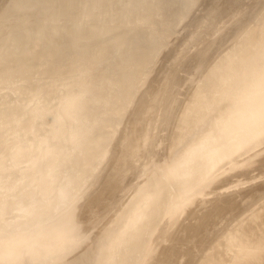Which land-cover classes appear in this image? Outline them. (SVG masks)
<instances>
[{"label": "rangeland", "instance_id": "374dc122", "mask_svg": "<svg viewBox=\"0 0 264 264\" xmlns=\"http://www.w3.org/2000/svg\"><path fill=\"white\" fill-rule=\"evenodd\" d=\"M8 1L9 0H3V1L1 0L0 10H1V6L3 4L4 5L7 4ZM121 1H124V2L121 4V9L113 14V18L111 17L112 22L110 20H108L110 12L112 9L110 8V4L109 3L107 4L106 0H99V2L96 4H89L88 9L86 8L87 6H85V4L83 3V5H81V7L79 9H77V11H75L76 15L74 13L72 14V16H70L69 14L64 15L63 13H61L60 15L56 14L55 17L59 21V23L57 22L56 27H58L59 29L56 28L57 29L56 34L54 31V35L57 37V39H55L54 36H53V38L55 40L59 39V41L63 40V43L65 44V46L61 47V48L58 46L57 49H59V50L56 51L55 53H53V50L55 51L57 49L51 50L52 51V52H50L51 54L49 53L50 50H48V52L46 51L47 54H50L51 56H47V54L45 53V56H42V58H40L41 60L39 61L41 63V64L39 63L40 69L41 68L43 69L42 75L45 76V78L48 77L49 79L50 78L54 79V77H57L55 80H57V83L61 84V86L58 89L55 87V83L53 85L54 81L53 82L51 81V83H50L53 85V87H51V88L47 87V85H44V87H42V88L45 89L47 87L45 91L46 92L48 91L47 93H44V94L51 95V94L57 92L56 95L54 96V98H56V100L59 102H63V104L65 105V106L62 105L61 108H59L56 111V115L53 118V121L55 124H57V127L54 128L53 126H48V127H50V128L52 127V128L51 129L46 128V129H49L48 132H50V135L52 133H55V135L60 136V138L59 139H57V138L56 139L55 138L49 139V138H51V136L48 135L49 133L47 131H46V136H43L41 134L38 135V138H41V139L43 138V148L42 149L45 153H47L46 155H50L52 153L53 149L55 151H57V153H55V154H58V153L60 154V155H57V157H56L58 159L57 160L58 163L55 166H56V170L58 171V173L62 177V178L60 177L61 180L60 179L58 180L59 184H60L58 186L61 187V198H59L60 200H58V201H53V203H54L53 205L55 208H52L53 209L52 213L46 219V222L53 223L54 224L53 226L58 231H59L58 228H60L59 237L61 236L63 238V240H65L64 241L65 243L62 242L63 240H61L60 243H59V241L56 242L58 239L55 241L56 244L58 243V245H57L58 247H56L57 249L53 250V253H50L52 256L49 254H46L49 257L50 256L51 257L50 258L48 257L49 258L48 259L47 256L45 255V257L47 259L44 257H42V259H41L42 262H43V259L47 260L48 263L44 260V262H46L47 264H76V263L79 264L77 261L79 260V258L81 256V254L78 255L80 250L85 252L89 249V247H90V249H93L94 246L95 247L97 246V244H98L97 241L103 239L104 236L107 234L110 235V234L114 233L113 232V230H115L114 225L117 223L118 218L121 219V217L119 215L122 216L123 215L122 212L123 211L125 212L127 210V208H129L131 203L134 204V202L136 200H138L139 198H144V197L149 198V193L153 192L152 189H154V191H155V192H153L155 195L154 199H155V203H156V208H155L156 212L155 213H157V215L159 216L157 218L159 220L155 219V222L157 223L155 225L156 228H155V226H153L154 227L153 230L155 229V234H156V232H157V234H156V236L154 235L155 236L154 239H152V237H154L153 234H151V235L148 234L149 237H151V236L152 237L149 241H147V244H150L153 241H154L153 242L154 244L152 243L151 245H147L146 248L150 249L151 248L150 246H153V248H152L153 249V255L151 256V258H150V256L148 257V255H147V257H148L147 259L144 257L145 258L144 260L147 261L146 263L143 259H141L138 264H141L142 261H143L142 264H144V263L149 264V262H148L149 258H150V260L152 258L153 259L155 258V260L158 259L157 256L158 257L161 256L162 252H164L165 249H167V250L170 249V250H168L170 253L173 252V255H175V253H177L178 255L180 254L181 257L185 256L184 254H182L184 251L185 252L187 251L188 254L190 253V251L193 254L195 253L194 256H191V258H189V259H188L187 255H186V257H182L180 259L178 258L179 263L175 259V258H177L178 255L174 256L175 258L174 257L171 258V261H172V259H175V260H173V262H171L172 264H174L175 261L177 264H184V263L187 264V262L185 260H187L188 262L190 260V262L193 263V261H191L192 257L193 258L196 257L197 260L195 258L193 260H196L198 262L199 259L201 258V256L203 254H205V253H203V251L208 249L207 248L208 246L206 247V245L210 244V242H211V240H210L211 238H209V237H211V236L213 238L216 237L214 240L212 239L213 242L211 244L214 245V241L216 242L217 237L221 238L220 234H218L220 232H217V231H222L223 233L227 234L229 232L228 229H230L232 231V228L228 227V224L230 225L231 223H229V221H223L225 223L228 222V224L226 225L225 223L221 222V223H223L222 225L225 227V229L228 227V229H226V231L228 230V232H226V231L224 232V230H225L224 227L221 230H219V228L217 230L215 228L216 227L215 224H214L215 227H213V225H208L209 228L211 226L210 230L214 229L216 231L217 236L212 235L215 232L214 230H213L214 232L213 231L210 232V234L212 233L211 235H208L209 234L208 232H207L208 234L207 233L205 234V231L203 230V228L205 229V227H203L201 229V231H198L199 233L194 234V232L192 231L195 236L198 234L197 237L200 235V237H203V239H205L204 238L205 236L206 237L209 236L208 238L210 241L208 240V243L204 242V241H207L206 239H208V238H206L203 242L201 241L203 239H199L201 241L200 242L199 240H197V237H196V241H194L195 240V238L193 237L194 235H191L189 231L193 230V228L195 226H197L198 223L201 222L200 218L202 220V217L205 214H207L209 211H212L213 208H221L222 204H224L226 199L228 200L229 198H233V197H236V198L241 197L242 198L243 197L242 195H245V196L247 195L246 191H249L250 188H252V189L248 193L253 191L254 187L256 185L258 186V184L260 182H264V168H263V166H264V149H261L260 147H258L254 151H252L248 155L247 160L244 161V159H245L244 158V159H240V160L235 161V162H231L228 165H223V167H217V169H214L211 171L212 172L211 175H209L206 178H203L201 181H198L195 183H192L189 180V181H186L187 183L185 182L186 184H184L183 182L180 181V179H184V177L181 176V178H179L178 176L177 177L174 176V173H172L173 166H174L173 164L178 163L177 160L180 157L182 158L183 154L186 153L185 150L178 148L172 142V138L174 136L175 128L180 124V121L182 119V115L185 112V106L192 99V97L196 93V91L199 90L198 92L203 93V90L200 88V85H201L200 82L201 83L205 82L207 84H209L211 82L210 73L205 74L202 77L201 70L204 69L206 67L205 65H208V63L210 64V66L212 64H214L213 59L219 58V56L222 53H224V51L222 53L220 52L222 49L223 50L226 49L225 53L229 52L230 50L228 51V49H230L232 47V45L234 44L233 43L234 39L239 38L241 33L243 34V32H245V29L243 30V28H244L243 26H246V25H250L248 28L250 32L252 30L254 32L255 31L262 32L261 38L259 39V41L258 40L255 41L253 38H252V40L248 41L247 47H248V50L251 52L250 53L251 55L248 57L249 59L241 61V59H237V57L235 56L234 61L231 64L236 69L235 71H233L234 76H236L235 79H238L241 82L243 81L245 86L247 85V83H250L253 80V78H256V76L258 77L259 72L255 69L253 71L250 69H251L252 64H254V62H257V60L259 62L261 59H264V50L259 48L260 43L264 42V17L261 16V15H264V13H263L264 12V6H261L262 4L261 5L257 4V6H256V3L258 0H252L253 2L251 0H246V1L237 0L236 4H238V5L240 4L243 6V7L240 6V9L242 8L241 9L242 11L244 8L243 12H247V10H249L247 12V14H250V17L252 15L257 14V13L259 15V13H260V16H259L260 19L258 17V19L254 23L249 24V22H251V21H249V19H247V18H249V15L247 17V14L246 15L244 14L243 15L244 17H243L242 13H240V15H239V12L233 11V13H232V9H234L235 5H229L227 7L224 4V2L221 3V5H220V2H222V1H219V2H217L218 4H216L218 12H222V13H219L221 16H219V14H218V16H215V17L213 14L208 15L209 17L207 16L208 6H209L208 4H211V2L214 0H194L195 3L193 5L187 4V8H185L186 9L185 11L183 8L186 7L185 5H186V3H188L189 0L188 1L183 0L184 2H186L185 4L182 3L183 1L181 2L180 0H179L180 3L178 0H176L178 3H176V1L174 3V0H172V1L167 0V1H169L168 4H170V2L171 3L173 2V6L171 7L172 9L170 8V6L172 4L169 6V8H168V5H166V7H165V3H167L166 0H161V1H159V0H152V1L148 0L147 2H145L146 0H126V1L121 0ZM127 1H128V3H127ZM129 1H130V3H129ZM72 2H74V0H72L71 3ZM247 2H250V4H248ZM254 2H256V3H254ZM125 3H126V5H125ZM242 3L244 5L248 4L247 6H249L251 8V10L247 9L248 7H246V6H245L246 7L245 8ZM128 4H130L129 8H128ZM180 4L181 5L183 4L182 5L183 7H181ZM174 5L177 7L173 8ZM178 5H180V6H178ZM219 5L222 9H224L223 11H221L222 9H219ZM252 5H253V7L256 6L257 8H258V6H261V7L258 9L257 8L253 9L251 7ZM263 5H264V1H263ZM151 6L155 10L153 8H151ZM188 6H189V8H188ZM162 8L164 10V13L162 12ZM159 9H161L160 13L157 12V10L159 11ZM175 9H177L178 12H181L180 13L181 16H179L180 14L176 11H175L176 14H174ZM227 9H228V11H227ZM252 9L254 10V12ZM167 10H169V11H167ZM146 11H147V13H146ZM148 11H149V13H148ZM151 12H153V13L150 14ZM162 13L163 14L167 13L166 14L167 16L165 15L166 19L164 21H163L164 15ZM177 13H178V15H177ZM217 13L215 15H217ZM236 13L238 14V16ZM157 14H159V17L157 16ZM169 14L170 15L172 14L173 20L171 19V16ZM232 14H235L236 16L232 15ZM78 15H80V17H83L85 15V17L79 18ZM212 15H213V17H212ZM69 16L71 17V19L70 18L66 19ZM75 16L78 17L79 19L76 18ZM150 16H152L153 18ZM176 16H177V18H176ZM225 16H227V17H225ZM73 17H74V19H73ZM218 17L219 18L222 17V18L219 19ZM229 17H231V18L229 19ZM237 17H239V18H237ZM261 17H263V18H261ZM147 18H148V20H150V19L154 20L155 19V21H151V23H149L150 21H148ZM159 18H161V20ZM168 18H170L171 20ZM174 18H176L177 20L176 19L174 20ZM178 18L179 19L182 18V19L178 20ZM195 18H200V19L204 20V22L206 24L203 22L202 26L205 24L206 26L208 25L207 26L208 28L206 26H203V28L202 27L193 28L191 26V23H192L193 19H195ZM241 18H243V19L241 20ZM76 19H78V20H76ZM80 19H81V21H80ZM88 19H90V20H88ZM244 19H245V21L248 20L249 22L247 21L248 24H247V22H244L242 29L240 28V31L239 30L237 31V33H238L237 36H235L236 34H227L226 33V32H228V31H226L228 28L231 27V29H232L236 25L237 22H239V23L241 22V24H242L243 23L242 21H244ZM69 20L70 21L73 20V23H70ZM86 20H88V21H86ZM145 20H147V22H145ZM166 20H169L168 24H169V22L172 24V21H175V22H173L172 26L170 24L168 26ZM210 20H211V22H210ZM176 21H177V23H179V21H180V23L177 25ZM206 21H208V22H206ZM212 21H213V23H212ZM153 22H154V24H152ZM165 22H166V24H165V27H163V29L164 28L169 29L170 27H176V29L173 28L172 30H170V29L168 30L169 32L170 31L172 32L175 30L173 32V34L166 31V29H165V31L162 29L163 30L162 31L163 34H162L160 28H162V26L164 25L163 23H165ZM55 23H56V21H55ZM160 23H162L163 25L161 24L162 26L160 25L159 26L160 28H159L157 26V24H160ZM66 24L68 26L74 25L73 27H75V25H76V27L74 30H71L69 28V30H71V31H68V28L67 29L64 28V26ZM174 24H175V26H174ZM77 25H79V26H77ZM82 25L86 29L88 28L89 30L88 29L87 30L86 29L81 30L80 27ZM87 25H88V27H87ZM137 26H138V29H139V27L140 28L142 27L139 30V33H140V31H143V32L153 31V29L157 26V28H155V31H153V32H156L157 29L159 28V30H158L159 32L158 31L157 32L158 33L161 32V34L164 37H162V35H161V37H159L160 35L158 33L152 34V35H155L154 36L155 38L159 37V38H157V39H159V41L162 38H166L167 41L162 39L164 42V43L162 42L163 46L160 45V47L157 48V46L159 45V41L158 40L154 41L155 38L150 34L151 37L154 38L153 40L151 39V41L152 42L154 41L155 43L158 42V44L155 45L156 48L159 49V50H157L158 51L157 56L155 57L154 60L152 59V62L150 60L149 63H152V64L148 65L149 69L147 68V70L145 72L141 69V71H140L141 74H140V72L138 73V71L140 69L137 71V74L139 75L138 76L136 74L137 78L139 77L140 80L142 78L143 79L140 82H139V79H137L138 82H137V87L134 90L135 93L132 92V95L133 94L134 95L133 96L130 95V98H129L130 99L129 102H131V103L126 101L129 104L128 103L126 104V102L124 103V105H122L121 102L114 104L115 103L114 101H116V99H117L116 90H115V86H116L115 82L117 83L119 80L123 81L124 78L121 76H125V75H123V73H124L123 69H120V70L119 69L118 70H112V69L114 67H116L115 65H116L117 61L119 60L120 55H122V57L120 56V58L124 57L123 58L124 62L121 63L124 66V63H126L125 55L127 54L128 51H125V49H124V52H126V54L121 51L122 49L117 52V50H115L113 47L115 44L117 45L119 43L118 42L119 40H121L122 42L127 41L128 39L125 40V38H128L129 34H130L129 37L131 38V35H134L133 30L135 31V35H137L138 33L136 31H138V30H135ZM143 26H145V27L148 26L149 28L144 29ZM150 26H152V30H150V28H151ZM227 26H229V27H227ZM76 28H78V29H76ZM245 28H247V26ZM147 29H149V30H147ZM193 29H195V30H193ZM77 30H78V32H75V35H76L75 36L74 31H77ZM205 30L207 32H209L211 36ZM234 30H231V31H234ZM241 30H242V32H241ZM41 31L43 33V30H41ZM72 31H73V34L70 33ZM196 31H199V32L195 33ZM229 31H230V29H229ZM246 31H248V30L246 29ZM57 32L59 34H57ZM67 32H69V34ZM122 32H123V34H122ZM191 32L194 34H192ZM202 32L207 33V34L206 35L204 34L203 35L204 37H202V34H203ZM239 32H240V34H239ZM164 33H166V34L169 33L170 37L168 35L165 36ZM78 34H79V37H77ZM225 34L227 36H225L224 43L220 46H216L213 49H211L213 51L210 52L209 56L207 57V60L201 59V61H204L202 63V62H200L199 58H198L199 60L197 59V57H195V59L193 58V55L195 56L198 53L197 51L199 50L201 45H206V44H209V42L216 41V40H218L220 35L223 36ZM73 35L75 36V38H73ZM135 35H134V38L132 36V38L134 40L133 39L130 40V42H129L130 44H128V42L127 43L124 42L125 45H128L127 48L129 46H131V48H132L133 46L136 45V39L138 38L139 34L137 36H135ZM157 35H159V36H157ZM229 35L230 36L234 35L235 38L232 36H231L232 38L231 37L229 38L228 37ZM80 37L82 38V40ZM135 37H137V38L135 39ZM167 37H169V39ZM206 37H209V38H206ZM210 38H212V40ZM199 39H201V40H199ZM207 39H208V41L209 40L210 41L208 42ZM232 39H233V42H232ZM114 40H115V42H114ZM151 41H150V43H152ZM204 42L205 43L207 42V43L205 44ZM131 43H133V46L131 45ZM228 43L231 44L230 47L228 46L229 45ZM70 45H71V47H70ZM226 45L228 47H226L224 49V47ZM28 47L29 48H26V49H30V46H28ZM143 47H141L142 50L144 49ZM134 48H136V47H134ZM181 48L183 49L184 52L182 51ZM137 49H138V47H137ZM137 49H136V52L138 51ZM145 49H146V47H145ZM179 49H181L180 50L181 52L179 53V55H177L178 56L177 57L175 55ZM131 50L133 51V49H131ZM139 50H140V47H139ZM120 51H121V53H120ZM131 52L130 51L128 52V56H126L127 58L128 57L132 58V55L135 52L134 53H131ZM174 52H176V53H174ZM219 52H220V55L216 58V56L218 55ZM180 55H181V57H180ZM24 57L26 58L25 61L27 63H28V61L29 62L33 61L32 60L33 58L30 55L29 56L28 55L23 56V59H24ZM189 57L191 59L192 58L194 59V60L192 59V61H193L192 63L188 62L189 60H191V59H189V60L187 59ZM131 58L130 59L128 58L130 60V62H131ZM185 59L188 61H186ZM129 60L127 61L128 63H129ZM176 61L178 62V65H177ZM172 62H174V63H172ZM33 63H34V61H33ZM54 63H56V66ZM171 64H172V66H171ZM181 64L188 66V67H186V68H185V66L182 67ZM198 64L200 67H198V66L195 67V65H198ZM149 66H151V67H149ZM169 66L172 69H170ZM139 67H140V65H139ZM198 68H200L201 70H198ZM194 69H196L199 72V73L197 72L198 73L197 75H196V70H194ZM193 70H194V72H193ZM143 73H145V74H143ZM174 73H176L174 76L177 77V79L183 78L179 81V83L176 82V80L174 79L175 81H173V84L176 82L177 83L176 85H173L170 83L173 79L171 77L173 76ZM191 73L193 74V76L191 75ZM142 75H143V77H142ZM199 76H201V77H199ZM120 77H121V79H120ZM166 77H169V78L167 79ZM116 78H118V79H116ZM165 78L167 80L166 81L167 83L169 81L168 84L170 85V87L172 89L175 87L173 90L171 89V91H169V92H172V94L168 92V90H170V87L168 89V84L166 87H164L166 84H165V82H163L165 85L162 83V81ZM1 79L2 78H0V82L4 81L3 79L2 80ZM9 79H10L9 81H14V80H11L13 78H9ZM33 79L34 80L31 82H34V85L36 83V80H37L36 85H43L42 82H44V84H46L45 81L48 80V79L44 80L43 78L40 79V78H36V77H34ZM158 79H160V80H158ZM198 80L200 82H198ZM49 81L50 80H48L47 83ZM232 82L233 81L228 82V83L224 82V83H222V86L219 85L221 82H217L219 86H217L216 90H219V92L217 93L215 103L212 104L213 106H212V109L210 111V115H213L219 111L220 107L222 105H224V103L226 101V99H225L226 96L228 98L229 95H236L237 94V91L233 89V86H231ZM11 83H13V82H11ZM15 84H12V86H15ZM158 84H160V85H158ZM162 84H163V87L161 86ZM225 84H227V85H225ZM29 87H31V86H29ZM181 87H183L185 89H183ZM42 88H41V91L44 92L43 91L44 89H42ZM161 88H162L161 91L166 90V92H161L160 91ZM49 89H52V90L50 91ZM54 89H56V90H54ZM137 90H139V91L137 92ZM177 90H178V92H177ZM239 90L240 89H238V91ZM158 93H160V94L163 93V94L160 96V95H158ZM168 93L171 94V95H169L170 97L168 96L169 99L170 100L172 99L171 101L174 100L175 104L171 101L168 104H166L165 101L168 98L167 97ZM156 96L161 97V98L158 97L159 101L156 99L157 100L156 102L158 104H156V102H154L155 99H153V98H157ZM177 96H179V97H177ZM131 98H133V99L135 98V99L132 101ZM165 98H166V100L164 101ZM176 98H178V99H176ZM43 99H45V98L42 97L41 101ZM249 100L250 99L248 97H245L244 102H242L239 106L235 105V106L230 107L229 112L233 113L236 111V109L238 107L248 106L246 104H247V101H249ZM151 101H153L155 104H153V102H151ZM0 102H4V99L2 98ZM150 102H151V108L155 109V111H154V109L152 110L150 108V111L154 112V113H152V116L148 113L151 118L147 117L145 114L146 107L148 106V104H150ZM33 103L31 101V104H33ZM46 104L48 105V108H46L47 110L53 109L52 108L53 104H52V106H49L50 104L48 102ZM154 105L157 107L155 108ZM169 105H170V107H169ZM171 105L173 107H171ZM152 106H154V107H152ZM166 106H168V107L166 108ZM11 108L13 109L12 102L0 104V136L3 140H5V138H6L7 141L10 139L12 140L15 137L19 136L18 135V133H19L18 129L16 127L13 129L11 121H10L9 111L11 110ZM169 108L170 109L172 108L171 109L172 117H167V114L168 113L170 114ZM165 109L169 110V111L167 110V114L165 112ZM174 110H175V112H174ZM145 116L147 117V119ZM165 116H166V118H165ZM164 119L170 120V123H169L170 129L169 128L167 130H164L165 128L162 129L164 126H166V124H165L166 122ZM144 120H145V124H146L147 120L149 122L148 124H146V125H148V127H146L148 130V131L146 130L148 132L147 133V139H149V137H150L149 133H151L150 134L151 135L150 140H147L148 149L146 151V157L144 154L145 152L144 153L142 152L144 154V155L142 154V156H144V157H141V158H143V159L136 160L134 165H133L134 167L136 166V169L133 168V171H131L132 170L131 169L129 172H126L127 175L126 176L124 175L125 177H123L125 179H122L123 181L121 179H119L122 182L119 180L117 181V182L122 183L121 186L124 184L122 186V189L120 187V183L119 184L116 183L114 188H112L114 190H111L112 191L111 193L110 192L107 193L106 197L99 203V205L101 204L100 206L97 204H91L93 202L88 203V201L89 202L91 201L90 199H93L99 195H102L104 190L105 191L107 190L104 187L106 182L105 181L103 182V180L107 176V173L109 172V169L111 168V166L105 167V165H107V163H105V162H107V160L114 162L123 154V147L125 146V143L128 142V138L125 139L124 134L127 131H129L128 133L130 134V130H133V129H135L137 132H142L144 126H146L143 124ZM169 120H167V121H169ZM10 126L12 127V129ZM5 129H8V130H5ZM110 129H111V131H110ZM106 130H109L110 133H112L111 134L112 138L106 139L104 144H102V146L107 145L106 149L102 148L99 145L95 149L89 150L87 145L92 140L98 139L100 137V135L102 136L103 131H106ZM149 130H150V132H149ZM1 131H2V133L6 134V135H4L5 138L3 137V134H1ZM4 131H6V132H4ZM163 131H165V132H163ZM167 131H169V132H167ZM16 142L21 143L19 141H16ZM87 148H88V150H87ZM259 149H261V150H259ZM147 152H148V154H147ZM246 156L247 155H245L243 157H246ZM199 157L202 158L201 156H199ZM251 160H253V161H251ZM254 160H256V161L258 160L259 162H256ZM243 161H244V163H243ZM247 161L248 162L251 161V164L249 165V163ZM112 162L110 163V165L112 164ZM253 162L254 163L256 162V163L253 164ZM247 163H248V166H247ZM102 164H104L103 167H102ZM245 165L247 168H245ZM91 166H92V168H91ZM7 168H10L8 173L14 172V168H13V165L11 162L7 163ZM104 168H106L105 171L107 170L105 172V174H104ZM244 168H245V170H244ZM134 171H136V172H134ZM3 172H6V171L3 170ZM129 173L131 174L130 175L131 177L128 176ZM54 174H55V172H54ZM4 175H6V174H4ZM42 175H43L42 177L48 179V174L44 173ZM90 177H92V180ZM102 177H103V179H102ZM126 178H127V180H126ZM68 184H69V186L67 187ZM190 185H192V187L188 188ZM252 186H254V187H252ZM260 186H261V188L264 187V183L259 185L258 188H256V189H259ZM66 187H67V189H66ZM34 188H35V190L42 192V195H43V191H42V190H44L43 184H41V186H37V187L35 186ZM248 188H249V190H247ZM261 188L259 189L260 192L256 193L255 196H253L249 200H247L246 203L241 204V206H240L241 208L237 209V210H239L238 213H240V218H243V220L245 218V222H246V218L247 219L252 218L253 213L258 212V210L264 209V191L261 192V190H263V188L262 189ZM69 189H72L73 191H67ZM256 189H254V190H256ZM47 190H51V188H48ZM58 190H59L58 187H56V189H54V191H56V192ZM64 190H65V192H64ZM244 190H245V192H242ZM114 192H116V193H114ZM243 193H245V194H243ZM30 195L31 194L29 193L26 195V197L29 199ZM239 195H241V196H239ZM39 196H40V194H39ZM47 201H50V198L48 197L47 199H45L42 196V197L38 198V200H36V202L32 206L35 207L36 204H39V205H42L45 207V204ZM26 202H28V200H26ZM66 203H68V204H66ZM72 203H74V204L72 205ZM65 204L69 205V206L72 205V206L66 207ZM65 207L67 209H65ZM132 207H133V205L131 206V209H132ZM68 208H71V209H68ZM34 210H35V208H34ZM57 211H58V213H57ZM90 211L91 212L93 211L91 215H90ZM43 212H44V210L39 211L37 213L38 216L42 217L41 215ZM212 212L215 213V212H218V210H213ZM202 214H204V215H202ZM14 215L20 216L21 212L15 211ZM94 215L96 217H94ZM69 216L72 217V220H71V217L69 218ZM175 216H177V218H178L177 221L175 222V224H173V226H171L170 230L167 231L166 226L170 222V219L175 217ZM68 219H70V220H68ZM82 219H83V221H80ZM238 219L239 218H236V220H238ZM240 220H242V219H239V222H240ZM67 221L68 222L72 221V222L67 223ZM89 221H91V222H89ZM234 221H235V219H234ZM73 222L75 224H72ZM155 222H154V224H155ZM178 222L179 223L183 222V223H181L182 225L179 224V227L177 229H179L180 227H183V228H180L179 230L176 229V227H177L176 224H178ZM216 222H217V224L221 225V223H219L218 221H216ZM230 222H232V221H230ZM239 222L238 221L233 222L232 224L234 225L235 223H239ZM70 225H75L76 227L75 226L70 227ZM189 225H190V227H189ZM233 225H232V227H233ZM208 226H207V228H208ZM22 227L23 226L17 227L13 231L14 235L12 237H16V236L20 235L21 234L20 232H22L23 230L25 232H30V230L28 228L23 229ZM44 227H46V226H44ZM54 227L52 229L55 231ZM81 227H83L82 230L86 229V231L84 233V235H86V236H84L82 234L84 230L81 233V231H80ZM112 227H114L113 230H112ZM217 227H219V226L217 225ZM220 227L222 228V226H220ZM67 228H70V230H68ZM173 228H175V230H177V231H174V234L171 233V230ZM190 228H192V229L190 230ZM207 228L205 230L209 231V230H207ZM109 230L110 231L112 230L111 231L112 233H110ZM186 230H187V232H186ZM58 231H56V232H58ZM71 231H73V232L71 233ZM76 231H78V232H76ZM79 231L81 233L80 234L81 237L79 235ZM165 231H167V232H165ZM172 232H173V230H172ZM178 232L179 233L184 232V234L186 233L185 236L187 235L188 239L191 236L190 239L193 238L194 242H196V243L199 242V244L200 243L203 244L204 248H202L203 245L201 246V249H203V251H201V252H199L200 250L198 251V248H199L198 245H197V248L194 249L196 247V244H193L194 242L192 240H190V241H192V243H189V241H188V244L190 246H187L188 244H186L184 247L183 244H185L187 242H184L182 244V240L180 241L181 244L177 240V242H178V244H177V242H175L176 241L175 239H176V237H178V235H177ZM202 232H204V236H201ZM61 233H63V234L61 235ZM67 233L69 235H66ZM153 233H154V231H153ZM187 233H189L190 236H188ZM223 233H221V235ZM171 234L173 235V237L171 236ZM181 234H179V235H181ZM184 234L182 235L183 237H185ZM216 234L214 233V235H216ZM9 235H10L9 232L1 233L0 239L1 240H8V239H5V237L6 236L9 237ZM65 235L70 240L74 239V240H71V242L69 241L71 244L67 241ZM71 235H72V237H71ZM169 235L172 237V239H170V241L172 240L170 243L168 240V238H170ZM229 235L224 236L225 240H224L223 248H222V256L223 257L226 256L225 254H227V253H225L226 250L224 248L226 247V245L229 241ZM73 236H75V237H73ZM148 236H146V238ZM179 238H177V239H179ZM134 239H135L134 237H131L129 240L132 241ZM186 239L187 238L185 237L184 241ZM151 240H152V242H151ZM155 240H157V242ZM66 241L70 245L69 244L67 245ZM61 243L62 244L64 243L63 244L64 246L67 245L68 247L69 246H71V247H69V248L65 247L64 248V246L61 245ZM162 243L164 245V248H162L163 247ZM174 243H176V244H174ZM56 244H55V246H56ZM165 244H166V246H165ZM191 244L195 245V247L193 249H192ZM213 245H211L210 247H212ZM61 246H63V247H61ZM159 246L161 247V249ZM189 247H191V249ZM62 248L64 249L65 252H68V251L69 252L65 253ZM71 248H72V250H71ZM97 248H98V246H97ZM99 248L97 249L98 250L97 252L99 254H97L96 256L98 257V259H102L99 257V255L102 256L100 253H102L103 250L105 251L104 248H106V246L103 248L101 247L102 248L101 249L102 251L100 250L101 252H99ZM186 248H187V250H186ZM59 249H62V250H59ZM65 249L66 250L69 249V250L66 251ZM180 250L182 251V253ZM192 250L193 251L196 250V251L193 252ZM54 251L56 254H58L59 252L62 251L63 253H59V254H61L59 256L61 258H59L58 255L56 257H54V254H55ZM104 251H103V253H105ZM209 251H210V248H209ZM169 252L167 253L168 255H166V256H169V258H170L173 255H171L172 253L169 254ZM196 252H198V254ZM204 252H208V251L206 250ZM200 253H203V254L198 259L197 255H199ZM62 254H65V255H62ZM75 254L77 255L76 257H74ZM105 254H107V253H105ZM163 254H166V253L164 252ZM141 255H142V252L139 254V256H141ZM229 255L232 257H235L237 255V248H235L232 252H230ZM72 256H73V258H72ZM57 257H58V259H57ZM164 257H165V255L162 258L165 259ZM51 258H53V259H51ZM142 258H143V256H142ZM162 258L160 257L159 259H162ZM184 258H185V260H184ZM73 259L76 261H73ZM181 259H183L184 261L181 262L182 261ZM41 260H40V262H41ZM95 260H96V258H95ZM95 260L92 262L93 264H95L94 263ZM68 261H69V263H68ZM70 261H72L74 263H72ZM99 261L98 262L96 261L97 262L96 264H100ZM152 261H150V263ZM162 261L163 260H161V262ZM25 262L22 261L21 263L26 264ZM40 262H38V263L40 264ZM44 262L41 264H44ZM157 262H160V260ZM153 263H155V262H153ZM101 264H105V263L102 262ZM169 264H170V262H169ZM193 264H195V263H193Z\"/></svg>", "mask_w": 264, "mask_h": 264}, {"label": "bare ground", "instance_id": "6f19581e", "mask_svg": "<svg viewBox=\"0 0 264 264\" xmlns=\"http://www.w3.org/2000/svg\"><path fill=\"white\" fill-rule=\"evenodd\" d=\"M71 1L72 0H9L7 4H5V5L3 4L1 6V10H0V78H2L4 81L0 82V101L3 98L4 102H0V104L12 102L13 109L11 108V110L9 111L10 121H11L13 129L15 127L18 129V131H19L18 135L19 136L15 137L12 140L10 139L8 141L4 137V135H6V134L2 133V131H1V134H3V137L5 138V140H3L0 136V235H1V233H4V232L10 233L9 237L8 236L5 237V239H8V240H1L0 239V264H17V263L20 264L22 261L23 262L26 261L25 262L26 264H36V263L39 264L38 262H40L42 257L46 258L45 257L46 254L51 255L50 253H53V250L57 249L56 247H58L57 246L58 243L56 244V242L59 241V243H60L61 240H63V238L61 236L59 237L60 228H58L59 229V231H58L53 226L54 225L53 223L46 222V219L52 213V210H53L52 208H55L53 205L54 204L53 201H58V200H60L59 198H61V187L58 186V185H60L58 180L60 179L61 176L58 173V171L56 170V166H55L58 163L57 162L58 159L56 157H57V155H60V154L59 153L55 154V153H57V151H55L53 149L52 153L50 155H46L47 153H45L42 149L43 148V138L42 139L38 138V135L41 134L43 136H46V131L48 132V130H49L46 128H50L48 126H53L54 128L57 127V124L54 123L53 118L56 115V111L59 108H61L62 105L63 106H65V105L63 104V102H59L56 100V98H54V96L56 95L57 92L53 93L51 95L44 94V93L48 92V91L47 92L45 91L47 87L51 88V87H53V85L55 83V87L58 89L61 86V84L57 83V80H55L57 77H54V79L53 78L49 79L47 76H46L47 78H45V76L42 75L43 69L42 68L40 69V66H39L40 62L39 61L41 60L40 58H42V56H45V53L47 54L48 50H50L49 51V53H50V52H52L51 50L57 49L58 46L60 48L65 46V44L63 43V40L62 41H59V39L55 40V39H57V37L54 35V31L56 34V31H57L56 28H58V27H56V24H57V22L59 23V21L55 17L56 14L60 15L61 13H63L64 15L69 14L70 16H72V14L73 13L75 14L76 13L75 11H77V9H79L81 7V5H83V3L85 4V6H87L86 8L88 9L89 4H96L99 2V0H74V2H72V3H71ZM106 1H107V4L108 3L110 4V8L112 9L110 12L109 18H108V20L111 21L112 20L111 17L113 18V14L121 9V4L124 1H121V0H106ZM147 1L148 0H146L145 2H147ZM159 1H161V0H159ZM175 1L176 0H174V3H175ZM180 1L182 2L183 0H180ZM180 1H179V3H180ZM186 1H188V0H186ZM219 1H222V2H220V5H221V3L224 2V4L227 7L229 5H235L234 9H232V13H233V11L239 12V15H240V13H242V16H243L244 14L246 15L247 12L249 11V10H247V12H243L244 8H243V11L241 10L242 8L240 9V6H242V5L236 4L237 0H214L211 2V4H208L209 6H208L207 16L210 14H213L215 17V16H218L219 13H222V12H218L217 7H216V4H218L217 2H219ZM244 1H246V0H244ZM263 1L264 0H258L257 3L256 2H254V3H256V6H257V4L258 5L262 4L261 6H264ZM0 2H1V0H0ZM168 2L169 1H167V3H165V7H166V5H168V8H169V6L172 4L170 6V8H171L173 6V2L172 3L170 2V4H168ZM127 3H128V1H127ZM129 3H130V1H129ZM176 3H178V2L176 1ZM182 3L185 4L186 2L183 1ZM194 3H195L194 0H189L188 3H186V5H185L186 7L183 8L184 11L186 10L185 8H187V4L193 5ZM247 3L250 4V2H247ZM125 5H126V3H125ZM129 5L130 4H128V8H129ZM180 5H178V6H180ZM182 5H181V7H183ZM220 5H219V9H222L220 7ZM247 5H244V7L246 6V7H248L247 9L251 10V8ZM256 6L253 7V5H252L251 7L253 9H255V8H257ZM261 6H258V8H260ZM175 7H177V6L174 5L173 8H175ZM151 8H153V7L151 6ZM163 8H162V12L164 13ZM188 8H189V6H188ZM177 9H175L174 12L175 11L178 12ZM160 10L161 9H159V11L157 10V12L160 13L161 12ZM169 10H167V11H169ZM223 10L224 9H222L221 11H223ZM227 11H228V9H227ZM176 12L174 14H176ZM253 12H254V10H253ZM146 13H147V11H146ZM148 13H149V11H148ZM152 13L153 12H151L150 14H152ZM178 13L180 14L181 12H178ZM178 13H177V15H178ZM216 13H217V15H215ZM166 14L167 13L163 14L164 15L163 21L166 19L165 18ZM213 15H212V17H213ZM232 15H235V14H232ZM248 15H249V18H247ZM70 16L67 17L66 19H68V18L71 19ZM78 16H79V18L85 17V15L83 17H80V15H78ZM157 16L159 17V14H157ZM170 16H171V19L173 20L172 14ZM179 16H181V14ZM219 16H221V15L219 14ZM237 16H238V14H237ZM259 16H260V13H259V15L257 13L255 15H252L251 17H250V14H247V17L246 16L245 17L247 19H249V21H251V22H249L248 20L245 21V19H246L245 18L244 21H242L243 22L242 24H241V22L240 23L237 22L236 25L232 29H231V27L228 28L227 30L225 29L226 31H228L226 33L227 34H236L235 36H237L238 35L237 31L238 30L240 31V28L242 29L244 22L248 21L249 24L254 23L258 19ZM261 16L264 17V15H261ZM150 17H152V16H150ZM225 17H227V16H225ZM263 17H261V18H263ZM76 18H78V17H76ZM148 18H147V20H148ZM176 18H177V16H176ZM176 18H174V20ZM221 18H219V19H221ZM230 18L231 17H229V19ZM237 18H239V17H237ZM73 19H74V17H73ZM78 19H76V20H78ZM90 19H88V20H90ZM155 19L154 20L150 19L148 21H150L149 23H151V21H155ZM159 19L161 20V18H159ZM168 19H170V18H168ZM181 19L178 18V20H181ZM242 19L243 18H241V20ZM259 19H260V17H259ZM88 20H86V21H88ZM147 20H145V22H147ZM55 21H56V23H55ZM80 21H81V19H80ZM168 21L169 20H166L167 24H168ZM69 22L73 23V20H71V21L69 20ZM166 22L163 23L164 25L162 23L157 24L158 27L161 24L163 25V26L161 25L162 28L159 27L161 32L163 30L165 31V29H166V31H168L169 29L172 30L173 28L176 29V27H170V28L168 27L169 29H167V28L163 29V27H165ZM173 22H175V21H172V24H173ZM203 22H204V20H202L200 18H195V19H193L191 26L193 28H199V27L203 28V26H206L205 22H204L205 24L202 26ZM206 22H208V21H206ZM210 22H211V20H210ZM248 22H247V24H248ZM176 23H177V21H176ZM179 23H180V21H179ZM179 23H177V25ZM212 23H213V21H212ZM152 24H154V22ZM169 24L172 26V24L170 22H169ZM169 24H168V26H169ZM73 26H68L66 24L64 26V28H66V29L68 28V31H71V30H74L76 27V25H75V27H73ZM77 26H79V25H77ZM145 26H143L144 29L149 28L148 26L147 27H145ZM152 26H150L151 27L150 30H152ZM157 26L156 27L154 26V27L157 28ZM174 26H175V24H174ZM229 26H227V27H229ZM246 26H247V28H245ZM246 26H243L244 27L243 30L245 29V32H243V34L241 33L239 38L234 39L235 36L231 35L232 37H234L233 38L234 42L232 39V42L234 44L232 43L233 44L232 47L230 49H228V51L229 50L230 51L225 53V51H226L225 48L228 46L229 47L231 46V44L228 43L229 45L228 46L226 45L224 47L225 50L222 49L220 51L221 53L224 51V53H222L220 55V52H219L218 55L216 56V58H217L220 55L219 58L213 59L214 64H212L210 62L212 64L211 65L212 67L208 63V65H205L206 67L204 66L206 69L204 68L201 70L200 68H198V70H201L202 77L205 74L210 73L211 82L209 84H207L205 82L201 83L198 80V82H200V84H201L200 88L203 90V93H200V92H198L199 90H197L196 93L193 95L192 99L185 106V112L182 115V119L180 121V124L175 128L174 136L172 138V142L175 146L186 151V153L183 154V157L182 158L180 157L177 160L178 163L173 164L174 166H173V171H172V173H174V176H176V177L178 176L179 178H181V176L184 177V179H180V181L183 182L184 184H186L187 183L186 181H189V180L192 183L201 181L203 178H206L207 176L211 175V173H212L211 171L214 169H217V167H223V165H228L231 162H235V161H238V160L244 159V158H245L244 159V161H245L248 159V155L252 151L257 149L258 147H260L261 149H264V59H261L259 62L257 60V62H254V64H252L250 70H252V71L254 69L257 70L259 72L258 77L256 76V78H253V80L250 83H247L246 86L244 85L243 81L241 82L238 79H235L236 76H234L233 71H235L236 69L231 64L234 61L235 56L237 57V59H241V61L249 59L248 57L251 55L250 54L251 52L248 50V47H247L248 41L252 40V38L255 41H257V40L259 41V39L261 38L262 32H260V31L254 32L253 30L250 32L248 29L250 25H246ZM87 27H88V25H87ZM69 28L71 30H69ZM80 28H81V30L86 29L83 25ZM141 28L139 27V29H138V26H137L135 29V30H138L136 32L139 35L137 34L138 38L135 37V39L137 38L136 39V45L133 46V43H131V45L133 46L132 48H131V46H129L127 48L128 45H125L124 42H126V43L128 42V44H130L129 43L130 40H132L134 38V35H135L134 30H133L134 35H131V38L129 37L130 36L129 33H128L129 34L128 38L124 37L125 40L128 39L129 41L127 40V41L122 42L121 40H119L118 41L119 43L117 45L114 43L115 45L113 48L115 50H117V52L121 49H122L121 50L122 52H124V49H125V51H128V52L129 51L131 52L132 51L131 49H133V51L131 53L135 52L132 55V58L128 57L129 59L131 58V62L126 57V56H128V52H127V54H126V52H124L126 54L125 59H126L127 64L124 63V66L121 64L124 62L123 61L124 57L120 58V56L122 57V55L119 56V60L117 61L116 65L114 64L116 67H114L112 70L123 69V71H124L123 75H125V76H121L124 78L123 81L119 80L120 82L119 81L117 83L115 82L116 86L115 85L114 86H115V90H116L117 99H116V101H114L115 102L114 104L121 102V104L124 105V103L126 101H128V102L130 101V99H129L130 95H132V92H134V90L137 87V82H138L137 79H139V82L143 79L142 78L140 80L139 77L137 78V76H136L137 71L140 69L138 71V73H139L142 69L145 72L148 68V65L152 64V63H149L150 60L152 62V59L154 60L158 54L157 50H159V49H157V48H159L160 45L163 46V44H162L163 40L162 39L167 41L166 38H162L160 41H159V39H157V38L161 37V35L163 34V32H162V34H161V32L158 33L159 28L157 29L158 32L157 31L153 32V31H155V28H154L153 31H148V32L140 31V33H139V30ZM76 29H78V28H76ZM229 29H230V31H229ZM246 29L248 31H246ZM41 30H43V33ZM147 30H149V29H147ZM193 30H195V29H193ZM231 30H234V31H231ZM174 31H172V32L168 31V32L173 34ZM199 31H196L195 33L199 32ZM75 32H78V30L74 31V35H75ZM241 32H242V30H241ZM67 33L69 34V32H67ZM70 33L73 34V31ZM157 33L160 36L157 35L159 37L155 38L154 37L155 35H152V34H157ZM169 33H167V34L164 33V34H165V36H167V35L169 36L170 35ZM207 33H209V32H207ZM207 33H203L202 37H204L203 35L204 34L206 35ZM57 34H59V33L57 32ZM79 34L77 35V37H79ZM122 34H123V32H122ZM150 34L155 38L154 41H156V40L159 41V45L157 46V48L155 45H157L158 42H156V43L154 41L152 42L151 39L153 40L154 38L151 37ZM192 34H194V33H192ZM239 34H240V32H239ZM74 35H73V38H75V36H76V35L75 36ZM137 35H135V36H137ZM209 35H210V33H209ZM53 36L55 39L53 38ZM132 36H133V38H132ZM225 36H227V35L226 34L223 36L220 35V37L221 38L223 37V38L221 39L219 37L218 40L215 39L216 41H213V42H209L210 40L208 41V39H207L209 44H206L207 42L206 43L204 42L206 45H201V47L197 51L198 53L195 56L193 55V58L195 59V57H197V59L199 58L200 62L203 63L204 61H201V59L207 60V57L209 56L210 52L213 51L211 49H213L216 46L222 45L225 41ZM231 36L229 35L228 37L230 38ZM162 37H164V36L162 35ZM169 37H167V38L169 39ZM209 37H206V38H209ZM210 39L212 40V38H210ZM81 40H82V38H81ZM199 40H201V39H199ZM150 41L153 44L150 43ZM114 42H115V40H114ZM28 46H30V49H26V48H29ZM70 47H71V45H70ZM134 47H136V48H134ZM137 47H138V49H137ZM139 47H140V50H139ZM141 47H143L144 49L142 50ZM145 47H146V49H145ZM259 48L264 50V42L260 43ZM136 49L138 50L137 52H136ZM181 49H179L177 51V53L174 52V53H176L175 56L179 55V53L181 52L180 51ZM58 50L59 49H57L55 51L53 50V53H55ZM121 51H120V53H121ZM182 51H183V49H182ZM50 54H47V56H51ZM25 55L26 56L30 55L33 58L32 60L34 61V63H33V61H31V62L28 61V63H27L25 61L26 58L24 57V59H23V56H25ZM180 57H181V55H180ZM127 59L129 60V63L127 62L128 61ZM187 59L189 60L191 58L189 57ZM192 59L189 61L186 59L185 60L188 61L189 63L190 62L192 63L193 62ZM174 62H172V63H174ZM54 64L56 66V63H54ZM139 65H140V67H139ZM177 65H178V62H177ZM171 66H172V64H171ZM183 66H185V65H182V67ZM197 66L200 67L199 64L195 65V67H197ZM149 67H151V66H149ZM186 67H188V66H185V68ZM169 68H170V66H169ZM170 69H172V68H170ZM194 70H196V69H194ZM194 70H193V72H194ZM197 72L198 71L196 70V75L199 73V72L198 73ZM140 74H141V72H140ZM143 74H145V73H143ZM175 74L176 73H174L173 76L171 77V78H173L172 81L170 82L171 84H173V81H175V80H176V82L179 83V81L181 79H183V78L177 79V77L174 76ZM191 75L193 76L192 73H191ZM34 77L40 78V79L43 78L44 80L48 79L50 81L48 83H47L48 80L45 81L46 84H44V82H42L43 85H36V83H37V80H36V83L34 85V82H31L34 80L33 79ZM121 77H120V79H121ZM142 77H143V75H142ZM199 77H201V76H199ZM9 78H13L11 80H14V81H9L10 80ZM166 78L168 79L169 77H166ZM166 78L164 79L165 81L164 80L162 81V83L165 82V84H166L165 85L163 83L165 85L164 87H166L167 84L169 83V81H168V83L166 82L167 81ZM116 79H118V78H116ZM158 80H160V79H158ZM51 81L52 82L54 81L53 85L50 84ZM231 81H233L231 86H233V89L237 91V94L236 95H229L228 98L226 96V98H225L226 101H225L224 105H222L220 107L219 111L213 115H210V111H211L212 106H213L212 104L215 103L217 93L219 92V90H216L217 86H219V85L222 86V83H224V82L228 83ZM11 82H13V83H11ZM176 82L173 85H176L177 84ZM217 82H221V83L218 85ZM12 84H15V86H12ZM163 84L161 85L162 87H163ZM44 85H47V87L45 89L42 88V87H44ZM158 85H160V84H158ZM225 85H227V84H225ZM29 86H31V87H29ZM169 87H170V85L168 84V89H169ZM41 88L44 89L43 90L44 92L41 91ZM181 88H183V87H181ZM171 89L172 88L170 87V90H168V92L171 91ZM183 89H185V88H183ZM238 89H240V90L238 91ZM49 90L51 91L52 89H49ZM54 90H56V89H54ZM139 90H137V92ZM161 90H162V88L160 89V91ZM161 92H166V90L161 91ZM177 92H178V90H177ZM160 93H158V95L161 96L163 93L162 94H160ZM169 93L172 94V92H169ZM169 93L167 94V97L169 95H171ZM42 97H44L45 99H43L41 101ZM158 97L153 98V99H155L154 102H156L157 100L159 101V98H161V97H159V98ZM169 97L167 98V100H166V98L164 99V101L166 100L165 101L166 104H168L172 100V99L170 100ZM177 97H179V96H177ZM245 97H248L250 99L249 101H247V104H246L248 106L238 107L236 109V111L233 113L229 112L230 107L235 106V105L239 106L242 102H244ZM131 99L133 101L135 98L134 99L131 98ZM176 99H178V98H176ZM31 101H32V103L33 102L34 103L31 104ZM47 102L50 104L49 106H52V104H53V106H52L53 109H49V110L46 109V108H48V105L46 104ZM128 102H126V104ZM151 102H153V101H151ZM151 102H150V104H148V106L146 107V110H145V114L147 117H150V115L152 116V113H154L153 111H150ZM154 102H153V104H155ZM171 102L174 103V100ZM129 103H131V102H129ZM156 104H158V103L156 102ZM154 106H152V107H154ZM156 107L157 106H155V108ZM167 107L168 106H166V108ZM169 107H170V105H169ZM171 107H173V106L171 105ZM151 109L153 110L154 108H151ZM171 109H170V114H171ZM167 110L165 109L166 114H167ZM154 111H155V109H154ZM174 112H175V110H174ZM170 114L168 113L167 117H172V114L171 115ZM147 117H146V119H147ZM165 118H166V116H165ZM148 120L146 121V124L149 123ZM167 120H169V119H167ZM167 120H165L166 126H164L162 128V129L165 128L164 130H167L168 128L170 129V127H169L170 126V124H169L170 120L169 121H167ZM143 124L146 125L145 120H144ZM12 127H11V129H12ZM146 127H148V125L144 126L142 132H137L135 129H133V130H130V134L128 133L129 131H127L124 134V138L125 139L128 138V142L125 141L126 143H125V146L123 147V154L124 155L122 154L114 162H112L110 160H107V162H105V163H107V165H105V167L111 166V168L109 169V172L107 173V176L105 177L106 180L105 179L103 180V182L104 181L106 182V184L104 183L105 184L104 187L107 190L106 191L104 190L102 195H99L93 199H90L91 201L90 202L88 201V203L93 202L91 204L99 205V203L106 197L107 193H109V192L111 193L112 192L111 190H114L112 188H114L115 184L120 183L117 181L119 179H121V180L125 179L123 177H125L127 175L126 172H129L131 169H132L131 171H133V168L136 169V166L134 167L133 165H134L136 160L143 159L141 157H144V156H142V154L144 152H145L144 154L146 157V151L148 149L147 140H150V137H151V135H150L151 133H149L150 137H149V139H147V133H148L147 131L148 130ZM5 130H8V129H5ZM110 131H111V129H110ZM110 131L109 130L103 131L102 136L100 135V137L98 139L92 140L87 145L89 150L95 149L99 145L102 148L106 149L107 145L102 146V144H104L106 139L112 138V135H111L112 133H110ZM169 131H167V132H169ZM4 132H6V131H4ZM149 132H150V130H149ZM163 132H165V131H163ZM48 133L47 134L50 135V132H48ZM50 136H51V138H49V139H52V138L59 139L60 138V136H56L55 133H52ZM16 141H19L21 143H17ZM88 148H87V150H88ZM261 149H259V150H261ZM147 154H148V152H147ZM245 155H247V156L243 157ZM199 156H201L202 158H200ZM244 161H243V163H244ZM251 161H253V160H251ZM251 161H249V162L247 161L249 163V165L251 164ZM254 161H256V160H254ZM10 162L12 163L13 168H14L13 173H8L10 168H7V163H10ZM111 162H112V164L110 165ZM256 162H259V161L257 160ZM248 163H247V166H248ZM255 163L253 162V164H255ZM103 165L104 164H102V167H103ZM91 168H92V166H91ZM245 168H247L246 165H245ZM245 168H244V170H245ZM263 168H264V166H263ZM105 169L106 168H104V174L107 171V170L105 171ZM3 170H5L6 172H3ZM54 172H55V174H54ZM134 172H136V171H134ZM44 173L48 174V179L42 177L43 176L42 174H44ZM130 173L128 176L131 175ZM4 174H6V175H4ZM92 177H90L91 180H92ZM102 179H103V177H102ZM121 180H119V181H121ZM126 180H127V178H126ZM263 183L264 182H260L258 184V186L263 184ZM41 184L44 185V190H42L43 195H42V192H39V191L35 190V188H34L35 186L36 187L41 186ZM121 184L122 183H120V187L122 189V186L124 184L122 186H121ZM68 186H69V184L67 185V187ZM258 186L256 185L255 187L254 186H252V187H254V189H256V188H258ZM56 187L59 188V190L57 192L54 191V189H56ZM67 187H66V189H67ZM191 187H192V185H190L188 188H191ZM48 188H51V190H47ZM260 188H261V186L259 187V189ZM262 188H263V190H261V192L264 191V187H262ZM251 189L252 188H250V190ZM254 189H253V191L248 193L250 191L248 188L247 190H249V191H246L247 195L246 196L242 195L243 196L242 198L241 197H239V198L233 197V198H229L228 200L226 199L224 204H222L221 208H213V210H218V212L214 213V212H212L213 211L212 210V211H209L205 215L202 214V215H204L203 217L201 216L202 220L199 217L201 222L199 221L200 223H198V225L195 226L193 228V230H191L192 228H190V230H191V231H189L190 234L194 235L195 233H199L198 231H201V229L203 227H205V229H206L208 225H213V227L216 226L215 228L217 230H218V228H219V230H221L224 227L222 224L225 223L223 221H229V223H231L230 224L231 226L228 224V222H226L225 224L226 225L228 224V227L232 228V231L230 229H228V227L226 229H228L229 232H228V230L226 231V229L224 227V229H225L224 232L225 231L228 232L227 234L223 233L222 231H217V232H220L218 234H220L221 238L217 237L216 242L214 241V245L211 243L213 242V240L216 237L213 238L212 236L211 237L208 236V235L212 234V233L210 234V232L213 231L214 229L212 228L213 230H210L211 226H210V228L208 226L209 229L207 228V230H209V231H206L203 228V230L205 231V234L207 232L209 233V234L207 233L208 234L207 236L209 238H211L210 244L213 245L212 247H210L211 246L210 244H207L209 238L206 236L204 238L205 239L208 238V239H206L207 241H204L205 239H203V237H200V235L197 237L198 234L196 236L195 235L193 236L195 238V240H194L193 238L190 239L191 236L189 233H187L188 236H190L188 239L187 235L185 236L186 233L184 234V232L183 233L181 232L182 233L181 234L178 232V234H177L178 237H176V239H175L176 241L175 240L174 241L177 242V240H178V242H180L182 240V244L184 242H187V243L183 244L184 247L186 244H188V241H189V243H192L193 240L196 241V237H197V240L203 239V240H201L202 242L203 241L207 242L206 247L208 246L207 247L208 249H206V250L208 252H204L206 250L203 251V249H201V246L203 244H201V243L199 244L198 241H197L198 243L193 241L194 242L193 244H196V247H195V245L191 244L192 249L194 247H195L194 249H196L197 245H198V247H199L198 251L200 250L199 252L203 251V253H205V254L200 253L199 255H197V257L199 259V257L203 254L198 262L196 261L197 260L196 257H194L196 260H193L194 258L192 257L191 261H193V263H195V264H264V209L258 210V212L253 213L251 219L246 218V222H245V218H244V220H243V218H240V213H238L239 210H237L238 208H241L240 207L241 204L246 203L247 200H249L251 197L255 196L256 193L260 192L259 189H256V190H254ZM65 190H64V192H65ZM152 190H153V192H155L154 189H152ZM67 191H73V190L69 189ZM153 192L149 193V198H147V197L139 198L138 200H136L134 202V204L131 203L129 208H127V210L125 212L124 211L122 212L123 215L122 216L119 215L121 217V219L118 218V221L115 224L116 226L114 225L115 230H113L114 227H112V230L114 233L111 232L112 230L111 231L109 230L110 233H112V234H110V235L107 234L104 236L103 239L97 241L98 248L100 246L102 248L106 246V248H104L105 251L104 250L103 251L107 254L103 253V251L101 250L102 249L101 247L99 248V252L102 251V253L104 254L103 255L102 253H100L102 256L99 255V257L102 258L103 260L98 259V257L96 256L99 253L97 252L98 251L97 246L96 247L94 246L95 248L93 247V249H90V247H89V249L88 250L86 249L87 251H85V252L80 250L81 253L79 252L78 255L81 254V256L77 262L79 264H93L92 262L96 258V260L94 262L95 264L99 260H100L99 261L100 264L102 262H104L105 264H138L141 259H143V260L145 258L147 259L149 256L151 258V256L153 255V249H152L153 246H150L151 247L150 249L149 248L147 249L146 247H147V245H151L154 241L152 242V240H151L152 243L147 244V241H149L152 237V236L149 237L148 234H150V235L153 234V236L154 235L156 236L157 232L155 234V229L153 230V228H154L153 226H155L157 224L155 222V219H157L159 217L157 215V213H155L156 212V209H155L156 203H155V199H154L155 195ZM242 192H245V190ZM29 193L31 195L28 199L26 197V195ZM114 193H116V192H114ZM39 194H40V196H39ZM243 194H245V193H243ZM42 196L45 199H47L48 197L50 198V201L46 202L45 207L42 205H39V204H36L35 207L32 206L36 202V200H38V198H40ZM239 196H241V195H239ZM25 199L28 200V202H26ZM66 204H68V203H66ZM73 204L74 203H72V205ZM132 205H133V207L131 209ZM68 206L69 205H66V207H68ZM71 206H69V207H71ZM66 207H65V209H67ZM34 208H35V210H34ZM68 209H71V208H68ZM41 210H44V212L41 215L42 217H39L37 213ZM15 211L21 212V215L15 216L14 215ZM92 212L90 211V215L92 214ZM57 213H58V211H57ZM70 217L71 216H69V218ZM94 217H96V216L94 215ZM236 218H239L242 220H240V222H239V219L236 220ZM177 219H178L177 216L170 219V222L166 226L167 231L170 230L171 226H173V224H175ZM234 219H235V221H234ZM68 220H70V219H68ZM71 220H72V217H71ZM157 220H159V219H157ZM80 221H83V219ZM216 221H218L219 223H221V222H223V223H221V225H219V224H217ZM230 221H232V222H230ZM237 221L239 223H235L234 225L232 224L233 222H237ZM69 222H72V221H69ZM69 222L67 221V223H69ZM89 222H91V221H89ZM154 222H155V224H154ZM181 223H183V222H181ZM181 223L178 222V224H176L177 225L176 229L179 227V224L182 225ZM72 224H75V223L73 222ZM214 224H215V226H214ZM217 225L219 227H217ZM232 225H233V227H232ZM20 226H23L22 227L23 229L28 228L30 230V232H25L24 230L23 231L21 230L22 232H20L21 233L20 235H18L16 237H12L14 235L13 231L17 227H20ZM44 226H46V227H44ZM71 226H75V225H70V227ZM220 226H222V228ZM53 227H54L55 231L52 229ZM189 227H190V225H189ZM82 228L83 227L80 228L81 229L80 231L82 233V231L84 230L82 233L84 235L86 229L82 230ZM155 228H156V226H155ZM180 228H183V227H180ZM67 229L70 230V228H67ZM179 229H177V230H179ZM172 230H173V232H172ZM172 230H171L172 234H174V231H177V230H175V228H173ZM56 231H58V232H56ZM80 231H79V235L81 234ZM153 231H154V233H153ZM167 231H165V232H167ZM192 231L194 232V234ZM72 232L73 231H71V233ZM76 232H78V231H76ZM186 232H187V230H186ZM214 233L216 234V231ZM214 233L212 235L217 236V234L214 235ZM221 233H223L224 235L223 234L221 235ZM62 234L63 233H61V235ZM172 234H171V236L173 237ZM179 234H181V235H179ZM183 234L188 239V240L186 239L187 241L186 240L184 241L185 237L182 236ZM202 234H201V236H204V232H202ZM66 235H69V234L67 233ZM227 235H229V241H228L226 247L224 248L226 250L225 253H227V254H225L226 256L223 257L222 256V248H223V243L225 240L224 236H227ZM84 236H86V235H84ZM146 236H148V237L146 238ZM155 236L152 237V239H154ZM171 236L169 235L170 238H168L169 243L172 241V240L170 241V239H172ZM71 237H72V235H71ZM73 237H75V236H73ZM80 237H81V235H80ZM131 237H134L135 239L130 241L129 239ZM177 238H179V239H177ZM66 239L68 242L69 241L71 242V240H74V239H71V240L68 239L67 236H66ZM190 240H192V241H190ZM64 241L65 240H63L62 242H64ZM67 241H66V243H67ZM155 241L157 242V240H155ZM178 242H177V244H178ZM69 243H67V245ZM55 244H56V246H55ZM63 244L61 243V245H63ZM174 244H176V243H174ZM180 244H181V242H180ZM67 245L66 246L63 245L64 248L65 247H67V248L71 247V246L68 247ZM162 245H163V243H162ZM63 246H61V247H63ZM165 246H166V244H165ZM187 246H190V245L188 244ZM162 248H164V245ZM189 248L191 249V247H189ZM202 248H204V245L202 246ZM209 248H210V251H209ZM235 248H237V255L235 257H232L229 255V253L232 252ZM62 249H59V250H62ZM160 249H161V247H160ZM68 250H66V251H68ZM71 250H72V248H71ZM166 250L167 249L164 250V252L166 254H163L164 252H162L161 256H159V257L157 256V258L159 259L160 257L162 258L165 255V257H164L165 259H163V258L159 259L160 262H157V261H159L158 259L155 260V258L154 259L152 258L150 260V258H149L150 261L153 260L151 263L148 260L149 264H163V263L169 264V262H170V264H172L171 262H173V260H175V259L179 263L180 258L186 257V255H187L188 259H189V258H191V256H194V254H195V253L194 254L191 253V251H190V253H189L190 255H189L187 251H186L187 253L184 251L185 250L184 249L183 253L180 250L181 253L185 255V256L181 257V255L179 254L180 255L179 256L177 253H175V255H173V252H171L172 253L171 254L168 251L170 249H168L167 251ZM186 250H187V248H186ZM63 251H64V249H63ZM195 251H193V252H195ZM68 252H65V253H68ZM141 252H142V255L139 256V254ZM168 252H169V254H171L173 256L170 258H169V256H166V255H168L167 254ZM54 253H55V251H54ZM59 253H63V252L61 251ZM59 253L58 254L55 253L54 257H56L57 255L59 257L61 255ZM196 253L198 254V252H196ZM62 255H65V254H62ZM147 255H148V257H147ZM46 256H47V258L49 257L48 255H46ZM76 256L77 255L75 254L74 257H76ZM142 256H143V258H142ZM174 256H177V258H175ZM58 257H57V259H58ZM173 257L175 259H172V261H171V258H173ZM59 258H61V257H59ZM72 258H73V256H72ZM51 259H53V258H51ZM44 260L45 259H43V262H44ZM161 260H163V261L161 262ZM181 260H182L181 262H183L185 260V258H184V260L183 259H181ZM45 261L47 262V260H45ZM73 261H76V260L73 259ZM144 261H145V263L147 262L146 260H144ZM176 261L174 262V264L176 263ZM185 261L187 262V264H189V263L193 264L192 262H190V260H189V262L187 260H185ZM43 262L41 260L40 264ZM46 262H44V264ZM70 262H72V261H70ZM153 262H155V263H153ZM68 263H69V261H68ZM72 263H74V262H72ZM142 263H143V261H142ZM21 264H23V263H21Z\"/></svg>", "mask_w": 264, "mask_h": 264}]
</instances>
